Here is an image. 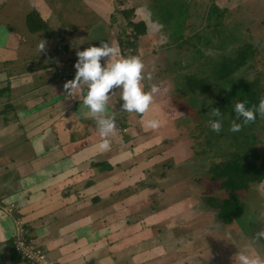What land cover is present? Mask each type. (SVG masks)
Wrapping results in <instances>:
<instances>
[{
  "label": "crops",
  "instance_id": "1",
  "mask_svg": "<svg viewBox=\"0 0 264 264\" xmlns=\"http://www.w3.org/2000/svg\"><path fill=\"white\" fill-rule=\"evenodd\" d=\"M199 1L0 0V264H29L14 249L18 217L26 237L61 264H238L237 247L264 254V238H254L264 230V167L255 173L245 161L248 181H238L228 158L235 146L207 141L204 94L184 85L191 71L182 67L194 60L185 40L203 26L174 20L181 10L198 12ZM212 1L229 17L251 2L248 29L264 39V0ZM36 14L43 22L29 18ZM101 40L141 57L145 88L163 89L145 115L155 110L166 121L143 130L115 91L108 107L117 131L107 151L97 149L86 109L77 114L82 97L62 88L76 50ZM174 53L183 55L175 70ZM230 59L219 61V77Z\"/></svg>",
  "mask_w": 264,
  "mask_h": 264
},
{
  "label": "rangeland",
  "instance_id": "2",
  "mask_svg": "<svg viewBox=\"0 0 264 264\" xmlns=\"http://www.w3.org/2000/svg\"><path fill=\"white\" fill-rule=\"evenodd\" d=\"M203 2L204 4L202 6H200V1L197 2L199 8H196V11H198H195L196 13L190 14V11L183 13L181 10V13L176 14L174 23H177L178 25L182 24L177 17L183 19L184 16L186 23H190L191 26H203L202 29H199V31L196 32H194L195 30L193 28H190L189 32L192 34L187 37L185 43L187 44L186 50L192 54L191 57H193L194 60H186V66L183 65L182 70L186 69L191 71V73L187 75L188 81H186V78L184 77V85L187 86L188 84L191 91H194L198 95V92L204 94L202 100L198 99V103L204 108L203 110H200V113L203 116V122H205L203 124L206 126L210 117L208 111L212 106L215 105L214 107L219 109L222 106H224V108L225 106L232 107L230 102L238 96V93L249 94L255 90L264 95V83L261 82L264 80V77L262 76V74H264V39L262 36L263 31L261 29H248L252 25L251 20L254 19L256 10V7L252 6L251 2H249L245 8L241 7L239 9H234V12L231 13L230 17L229 14H222L221 10L216 5H209L214 3L212 0H203ZM203 6L204 9L201 8ZM172 7H174L173 10L175 9L180 12L179 5L172 4ZM201 10L203 11L201 12ZM182 13L184 15H182ZM227 16L230 18V22H227ZM177 34L178 32L174 34L175 37ZM184 38L186 37L182 36V40ZM197 52L200 54L196 55ZM182 56L183 55H178L177 53L172 55V57H174V62H171V69L175 70L177 66L180 68L181 63H179V60ZM227 57L233 58V60L238 57L247 58L245 60V65L233 72L232 75H229L230 73L227 71H221L219 77L218 68L221 66L219 65V61L222 64L223 60L227 59ZM168 65L169 64H167L166 67L167 69ZM197 86L201 89H195ZM213 87L214 90H212V93H209ZM195 93H189V96L194 95V97H196ZM226 94L232 95V99H234L232 100L230 97L227 98L225 102ZM229 110L230 109L228 108L227 113H229ZM223 111L224 110L222 109L221 112ZM223 117L226 122L231 121L233 118L230 114ZM224 121L219 133L213 132L212 130L206 132V136L207 134L211 135L207 138V141L209 142L210 139H217L220 136V140L224 142V145L227 146L230 144V148L233 147V145L235 146L233 148L237 155H235V153L232 155V152L230 151L228 158L231 157V162L234 167L239 166V170H236L237 172L235 175L238 177L240 172H244L245 161L257 166L263 156L264 118H259V122L245 125L239 132L233 133L236 139L234 143L231 136H223L232 134L228 131L229 125ZM250 126L251 128L249 131L255 132L257 137L254 136L253 138L250 134L248 138H245V134L247 135V133H250L249 131L246 133ZM250 138L253 139V141H251ZM244 139L249 140L246 141ZM216 143L217 142L213 143L212 146ZM241 155L245 156V158ZM209 163H211V161ZM204 168L207 170V167ZM238 181H242V179L240 178Z\"/></svg>",
  "mask_w": 264,
  "mask_h": 264
},
{
  "label": "clouds",
  "instance_id": "3",
  "mask_svg": "<svg viewBox=\"0 0 264 264\" xmlns=\"http://www.w3.org/2000/svg\"><path fill=\"white\" fill-rule=\"evenodd\" d=\"M43 46L44 41L39 45V52ZM75 55L74 75L63 83L62 88L68 98L82 97L77 114L83 106L86 111L82 115L94 119L100 137L96 145L99 151L110 148V137L117 131L108 107L111 95L117 90L120 93V110L139 114L143 130H155L165 124L164 117L155 110L151 115H145L153 108L157 94L163 89L155 83L145 88V65L139 55H124L117 43L107 40H101L98 46L89 44L83 50L77 49ZM232 112L234 115L228 131L237 133L257 118H264V96L255 104H249L246 99H234ZM208 113V127L219 133L224 121L221 110L211 107ZM256 236L264 238V230L256 233L254 238ZM237 248L235 258L238 264H264V254L244 247Z\"/></svg>",
  "mask_w": 264,
  "mask_h": 264
},
{
  "label": "built area",
  "instance_id": "4",
  "mask_svg": "<svg viewBox=\"0 0 264 264\" xmlns=\"http://www.w3.org/2000/svg\"><path fill=\"white\" fill-rule=\"evenodd\" d=\"M63 46V44H60L57 48L62 49ZM12 208L13 207H10L9 210ZM25 232L26 227L24 220L18 217L16 220L15 239L13 241L16 253H18L29 264H61L50 259L41 248L26 237Z\"/></svg>",
  "mask_w": 264,
  "mask_h": 264
},
{
  "label": "trees",
  "instance_id": "5",
  "mask_svg": "<svg viewBox=\"0 0 264 264\" xmlns=\"http://www.w3.org/2000/svg\"><path fill=\"white\" fill-rule=\"evenodd\" d=\"M29 18L30 19H39V21L40 22H43V21H41V17L38 15V14H36V15H31V16H29ZM139 35V33L137 32L136 34H134V37L135 36H138ZM135 39H136V37H135ZM132 40H134V38L132 39ZM137 40V39H136ZM135 41V40H134ZM244 62H245V59H244V57H238L237 59H232L231 60V62H230V67H231V71L230 72H228V73H231V72H234V70H237L240 66H242L243 64H244ZM227 64H229V63H227ZM227 95V94H226ZM234 95V94H233ZM238 96H236L235 97V99H246L247 101H248V103L249 104H255V103H257L258 102V99L261 97V96H264L263 94H261V93H259V92H257V91H252V92H250L249 94H244V93H238L237 94ZM247 96V97H246ZM248 96H250V97H248ZM231 97V98H230ZM227 98H230V99H232V95H227L226 97H225V102H226V99ZM234 99V98H233ZM232 99V100H233ZM231 104L233 103V101H231L230 102ZM230 104V105H231ZM228 108L230 109L229 110V113H227V111H228ZM222 109L224 110L223 112H221L222 113V115L223 116H226L227 114H230L231 115V117H233V112H232V107H226L225 106V108H224V106H222V107H220V110L222 111ZM225 112V113H224ZM259 121V118H257V120L256 121H254V122H251V123H249V124H254V123H256V122H258ZM261 165V166H260ZM258 167L256 166V165H253V164H251V163H246V165L245 166H251V168H252V170H254L255 171V173L257 172V169L259 168V167H264V163H262V164H260ZM243 166V165H242ZM236 167V166H235ZM236 170H239V166H237L236 167ZM245 173L242 171V172H240L239 174H238V180L241 178L242 179V182H244V181H248L247 180V177H245ZM14 244V243H13Z\"/></svg>",
  "mask_w": 264,
  "mask_h": 264
}]
</instances>
